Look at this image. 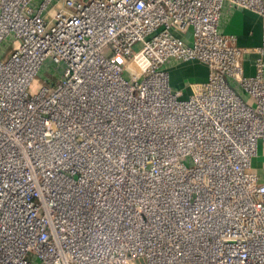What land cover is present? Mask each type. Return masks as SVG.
<instances>
[{"label": "built area", "instance_id": "obj_1", "mask_svg": "<svg viewBox=\"0 0 264 264\" xmlns=\"http://www.w3.org/2000/svg\"><path fill=\"white\" fill-rule=\"evenodd\" d=\"M260 142L264 0H0V264H264Z\"/></svg>", "mask_w": 264, "mask_h": 264}, {"label": "crops", "instance_id": "obj_2", "mask_svg": "<svg viewBox=\"0 0 264 264\" xmlns=\"http://www.w3.org/2000/svg\"><path fill=\"white\" fill-rule=\"evenodd\" d=\"M222 29L227 34H234L238 38V43L244 46H258L262 42L263 20L262 17L247 9H232L225 12L222 21ZM254 53H251L244 60L246 72L253 74L255 72ZM192 64H198L203 67L201 70L192 69ZM172 80L175 86L183 87L187 78L194 80H205L208 75V69L204 64L189 62V64L175 63L171 67Z\"/></svg>", "mask_w": 264, "mask_h": 264}, {"label": "rangeland", "instance_id": "obj_3", "mask_svg": "<svg viewBox=\"0 0 264 264\" xmlns=\"http://www.w3.org/2000/svg\"><path fill=\"white\" fill-rule=\"evenodd\" d=\"M138 47H139L138 45L135 46V48H138ZM182 64H189V62H184ZM192 65H193L192 69H195L197 71L203 69V67L198 65V64H192ZM50 74H52V73L46 67L44 72H41L40 74H38V76L35 79L36 86H32L30 88V91L31 92L36 91L39 87H41L45 83L46 77L48 78V76ZM125 75L127 77L129 76L127 71L125 72ZM189 79H190V77L187 78V82L192 81L195 78L193 77V78H191V80H189ZM187 89H188V87L185 88V91H187ZM252 164H253L252 169L259 171L261 173V176L264 178V144L262 142H260V144H259L258 154L253 158Z\"/></svg>", "mask_w": 264, "mask_h": 264}]
</instances>
